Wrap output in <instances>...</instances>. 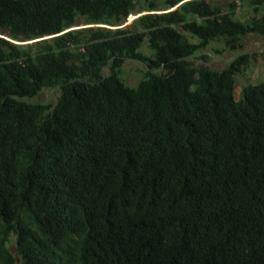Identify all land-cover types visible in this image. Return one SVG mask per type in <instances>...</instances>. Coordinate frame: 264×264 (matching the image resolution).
Here are the masks:
<instances>
[{
  "label": "trees",
  "instance_id": "trees-1",
  "mask_svg": "<svg viewBox=\"0 0 264 264\" xmlns=\"http://www.w3.org/2000/svg\"><path fill=\"white\" fill-rule=\"evenodd\" d=\"M247 35L264 0H0V264H264Z\"/></svg>",
  "mask_w": 264,
  "mask_h": 264
},
{
  "label": "rangeland",
  "instance_id": "rangeland-1",
  "mask_svg": "<svg viewBox=\"0 0 264 264\" xmlns=\"http://www.w3.org/2000/svg\"><path fill=\"white\" fill-rule=\"evenodd\" d=\"M246 16L247 13L245 10L237 14V18L240 19H243ZM134 17L136 16L130 15L126 23H130ZM240 42V52L248 54L250 56V61L247 68L236 77V95L239 94L241 87L247 83L257 84L264 82V36L247 35L242 37ZM217 46V44L212 43L207 49L202 51V54L206 57L204 61L202 59H193L192 62H194L196 65L204 64L212 69H222L233 57V54L227 51H224L220 55L213 53V48ZM142 50L148 53L146 47H144ZM144 70L145 68L142 64L136 61L128 60L122 66V78L128 85L133 86L142 77ZM57 96V90L46 89L43 90L38 96L30 99V101L53 104ZM11 249L13 254H15L12 247ZM15 264H20L18 258L16 259Z\"/></svg>",
  "mask_w": 264,
  "mask_h": 264
}]
</instances>
